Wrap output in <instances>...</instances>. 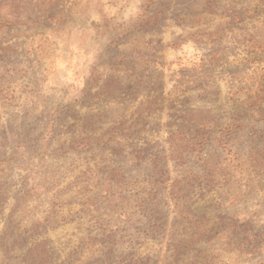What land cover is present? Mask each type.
<instances>
[{
	"label": "rangeland",
	"instance_id": "obj_1",
	"mask_svg": "<svg viewBox=\"0 0 264 264\" xmlns=\"http://www.w3.org/2000/svg\"><path fill=\"white\" fill-rule=\"evenodd\" d=\"M0 264H264V0H0Z\"/></svg>",
	"mask_w": 264,
	"mask_h": 264
}]
</instances>
